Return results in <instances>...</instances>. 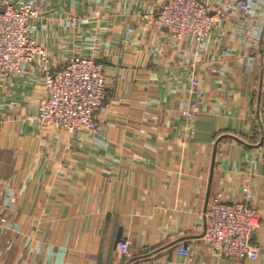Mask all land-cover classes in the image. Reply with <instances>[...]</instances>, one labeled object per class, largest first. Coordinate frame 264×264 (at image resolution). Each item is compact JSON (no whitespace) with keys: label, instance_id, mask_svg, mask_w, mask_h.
<instances>
[{"label":"crops","instance_id":"1","mask_svg":"<svg viewBox=\"0 0 264 264\" xmlns=\"http://www.w3.org/2000/svg\"><path fill=\"white\" fill-rule=\"evenodd\" d=\"M29 1L45 64L94 57L107 97L97 132L71 136L32 119L41 62L0 76V264H264L260 229L257 260L220 258L203 237L214 195L247 189L264 220V0L221 20L215 10L241 0H202L214 25L199 42L150 24L164 0Z\"/></svg>","mask_w":264,"mask_h":264},{"label":"built area","instance_id":"2","mask_svg":"<svg viewBox=\"0 0 264 264\" xmlns=\"http://www.w3.org/2000/svg\"><path fill=\"white\" fill-rule=\"evenodd\" d=\"M251 1L255 0L221 5L214 16L221 20L230 11L247 10ZM7 8L6 12L0 9V75H17L37 59L45 60L46 54L31 32L29 21L36 10L26 4L20 7L9 4ZM214 16H210L202 0H164L152 24L172 39L193 36L199 42L209 35ZM69 60L65 69L52 74L48 67L42 68L46 73L43 79L46 96L39 102L38 121L42 124L50 122L51 126H57V123H51L54 119L67 120V123L83 122L94 130L95 123L85 106L104 103L105 70L90 57L76 56ZM191 84L193 88L198 85L196 81ZM198 111V104L193 100L181 113L186 120L193 122ZM203 219V237L215 255L234 261L259 258L261 249L252 242V237L256 230L264 231V220L259 218L247 189L243 198L238 200L221 201L220 195L211 197ZM4 221L0 213V224ZM119 251L128 254V243L119 244ZM177 253L187 257L189 249L180 246Z\"/></svg>","mask_w":264,"mask_h":264},{"label":"rangeland","instance_id":"3","mask_svg":"<svg viewBox=\"0 0 264 264\" xmlns=\"http://www.w3.org/2000/svg\"><path fill=\"white\" fill-rule=\"evenodd\" d=\"M13 4L14 6L15 5H18L19 7L20 6H23V5H27L28 7H29V5L32 7V8H34L35 10H36V14L30 19V25L32 26V29H31V32H32V30L35 28V23H36V21L40 18V15H41V10L36 6V4L33 2V1H29V0H0V9L1 10H4L5 12H6V10H9V8H7L6 9V6L7 7H9V4ZM161 6V4L159 5V7ZM159 7L157 8V10L155 11V13H154V15H152L151 17H149V22H150V24H152V22H153V19L156 17V15H157V12H158V10H159ZM92 14L96 17V16H98L99 15V11L98 10H94L93 12H92ZM86 16H87V13H86ZM157 18V17H156ZM155 18V19H156ZM74 22H76V23H74ZM78 22H79V19H77V18H75V17H72L71 18V24L72 25H77L78 24ZM160 31H162L163 33L165 32V31H163L162 29H159ZM189 38H191L193 41H196L195 39H194V37L193 36H190ZM35 39V38H34ZM36 42H37V40H36ZM42 48H43V50H44V52H45V54H46V59L45 60H42V59H37L34 63H32L31 65H33V64H36V63H38V61L39 62H41V65H42V68L45 66V67H48L45 63L47 62V49L41 44V43H39V42H37ZM76 57V56H75ZM88 57H90V58H93L94 60H96L94 57H92V56H88ZM71 59V58H70ZM69 62H70V60L68 59L67 60V62L64 64V65H62V66H60V67H55V68H52V67H48L49 69H48V71L52 74V73H55V72H57V71H61V70H63V69H65L68 65H69ZM96 62L97 63H100L102 66H103V68H104V70H105V81H106V67H105V65L102 63V62H100V61H98V60H96ZM31 65H29V66H31ZM28 66V67H29ZM27 67V68H28ZM26 68V69H27ZM26 69L21 73V74H11V75H9V76H18V75H22L25 71H26ZM41 73H42V82H41V84H42V90H43V95H42V97H40L38 100H37V109H36V114L32 117V119H33V121H34V123L36 124V125H38V126H41V127H48V128H50V129H54V131H60V132H63V133H66L67 135H71V136H75V135H92V134H95L96 132H97V130H98V122H97V116H98V113H99V111L101 110V108L104 106V104H105V101H106V98H105V101H104V103H102L101 105H99V106H93V105H90V106H85V108L91 113V117H92V119H93V121H94V123H95V129L94 130H90L89 128H87L86 127V125L83 123V122H74V123H67V120H61V119H58V120H56V119H54L51 123H57V126H51V125H49V123L50 122H46V123H44V124H42L41 122H40V120L38 121V116H39V109H38V107H39V102H40V100L41 99H43V98H45V96H46V92H45V89L43 88V79L45 78V75H46V73H45V71H43L42 69H41ZM0 76H2V75H0ZM6 76V75H5ZM8 76V77H9ZM192 83V82H191ZM191 87H192V84H191ZM107 86H106V89H105V91H104V94H105V96L107 97ZM0 213H1V209H0ZM2 215V214H1ZM4 223H2V225H3ZM1 224H0V227L2 226Z\"/></svg>","mask_w":264,"mask_h":264},{"label":"water","instance_id":"4","mask_svg":"<svg viewBox=\"0 0 264 264\" xmlns=\"http://www.w3.org/2000/svg\"><path fill=\"white\" fill-rule=\"evenodd\" d=\"M215 152H216V149H215V151H214V153H213V161H214ZM212 168H213V163H212ZM206 204H207V203H206ZM117 242H118V243L122 242V240L120 239V236L117 238ZM117 242H116V243H117ZM125 264H128V263H125Z\"/></svg>","mask_w":264,"mask_h":264},{"label":"bare ground","instance_id":"5","mask_svg":"<svg viewBox=\"0 0 264 264\" xmlns=\"http://www.w3.org/2000/svg\"><path fill=\"white\" fill-rule=\"evenodd\" d=\"M16 20H18V19H16Z\"/></svg>","mask_w":264,"mask_h":264}]
</instances>
